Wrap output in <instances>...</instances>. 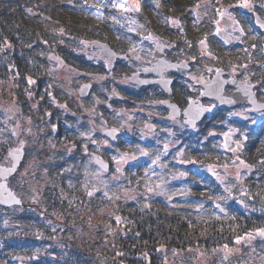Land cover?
<instances>
[{
  "label": "rangeland",
  "instance_id": "obj_1",
  "mask_svg": "<svg viewBox=\"0 0 264 264\" xmlns=\"http://www.w3.org/2000/svg\"><path fill=\"white\" fill-rule=\"evenodd\" d=\"M91 2L89 0H66L63 3L66 7L65 10L75 17L94 16L100 19L101 24L106 26L109 33V41L113 45L110 44L116 51L122 50L127 53L128 49L123 47L124 44L128 48H132L133 51L130 53L128 61L122 60L110 64L108 59H105L97 48L90 45V38L76 37L75 34L63 33V30H57L56 36L62 35L59 40L60 50L66 51L69 57H72L71 62L73 65H68L63 60L65 57L60 56L58 48L51 45V43L43 42L46 45H50L48 48H36V52H40L38 53L39 57H36L34 61L46 65L44 72L46 70L47 74H50L48 85L65 99L63 103L58 102V108H63L62 104L67 103L69 104V109H71L70 111H64L69 116L65 128L70 122L72 133L74 134V140H72L70 145L65 144L64 141L62 142L59 139L60 136L54 138L51 143L46 139L44 141L39 139L41 135L38 129L43 125L39 123L38 119L41 118L35 112V103L30 101V89H33L37 77L20 75L15 66L10 65L11 63L6 64V77H0V164H3L2 162L8 157L7 151L13 145L19 144L18 140L14 139L13 131L17 135L26 137L27 155L23 160L22 170L28 174L22 177L24 179L23 185L19 183L20 179L12 183V185L21 194L28 192L24 200L26 202L31 197L41 195V198L39 196L38 205L34 209V213H36L34 215H37L38 212L46 213L45 222L51 223L53 229L57 230L55 238L53 239L49 235L48 240H55L57 244L65 243L66 247H68L65 248L66 250L71 247L85 250L89 256L102 264L106 260L105 252L114 248V238L121 227L120 219L119 221L117 220L119 216L115 213L112 205L92 207L87 204L86 199L83 200V204L75 202V205L74 200H78V197L59 188L62 178L67 179L65 177H69L71 182H77L82 186L86 184L91 188H89L88 193L100 192L101 195L108 196L115 203L118 200L133 203L157 202L164 204L170 209H188L202 212L208 207L216 210V205L221 203L219 199H212L210 204L205 203L202 199L205 186L209 183L207 181L208 172L225 189L226 186L235 184L239 178L243 177L242 175L252 168L249 165L241 164L240 160H234L232 163L207 165H202L198 162L190 163L192 157L195 154L199 155L203 150L224 153L226 149L231 151L232 148L241 147L245 140V133L249 132L243 126L248 125L249 120H240L241 122L234 120L235 113H233V110H229V113L217 112L214 116L205 118L202 122L200 136L196 138V143L191 141L195 140V136L189 135L188 131L185 130L184 137H180L184 144L182 148H179V154L181 153L183 156L180 161L184 163L180 169L174 168L179 164L173 163L170 165L172 163V153L166 152L165 157H159L157 160V152L163 153L159 147H156L155 143L158 141L159 143L167 144L168 141L165 138L157 137L155 133L152 134L149 131L145 134H139L131 121L126 119L127 115L125 116L121 109L125 111V114L132 112L131 108L133 107L142 110L143 114L151 110V107L148 108L141 102H138V104L134 103L136 100L130 96L133 91L127 82L126 74L129 72L128 69L131 68V65L140 66L150 58V53L147 49L151 45L150 43L156 39L154 37L155 32L147 29L145 23H147L146 19L151 22L155 19L157 12L161 9L160 4L156 0H139L140 7L137 11L134 10L137 0H127L126 7L131 6L130 9L121 11L113 8L111 0H100L99 3L101 4H99V7ZM244 6V2H241L235 10H224V16L219 15L215 20V22H219L223 18L220 21L223 22V25H226L224 23L228 20H230L228 23L231 21L235 23V25L227 28L228 33L233 35L234 48L239 42L242 43V39L246 35V23L242 19L243 14L241 11ZM28 10L31 11L32 9L28 6ZM204 14V9L193 7L190 9L188 20L186 19V26L192 28L194 19L200 20L199 16L201 17ZM116 18H118V25L111 22ZM167 21H178V24L172 23L177 26L181 24L179 19L175 17L170 18L167 16ZM220 22L217 23L218 26H220ZM256 22L259 30L262 29L264 32V15L258 16ZM213 31L215 32V30ZM123 33L130 36L125 38ZM160 35L163 36V34ZM212 38L215 44L220 45L222 43L213 35ZM174 40L178 41L176 38ZM174 40L168 41L167 55L174 58L185 57L192 65L189 72L178 73L179 77L177 78V83L181 85L180 87H182L184 92H187L188 87L191 86L194 89L193 85L199 84V75H201L202 79L211 76L213 66L210 65L208 60L213 54L210 52L211 48L208 45L204 46L199 42V44L195 45L194 56L185 55L183 51L178 52L177 48L179 46L176 45ZM226 46L225 44L223 47L225 48ZM228 46H231V43ZM11 47L12 43L7 39L6 44L0 46V57L4 58L7 53H21L20 50H15ZM77 63H80L83 68L77 67ZM247 64L233 68V75L237 77L238 81L248 80L253 83L255 93L259 96L260 94L264 95V87L263 84L261 86V81L258 79L253 80L251 77L256 71H259L258 78L261 73H264V57H262L261 64L259 62H254L251 65ZM85 66L89 68L84 69ZM249 68L252 69H250L252 75L249 74L251 73ZM44 72L41 74L43 75ZM102 75H105V81L99 78ZM29 79L34 81V83H29ZM88 80L94 81V85L90 90V97L82 100L79 98L77 90L83 82H88ZM113 88L122 94L124 96L122 100L126 104L128 103V105H125L122 101H118L117 103L122 106L121 108L115 105L120 109L118 113H115V110L110 112L104 105V102L108 100V102L114 103V98L110 92ZM156 108L151 111V114L163 113V111H160V107ZM30 110L34 111L33 115L32 113H27ZM110 115L115 117L114 121L120 123V127L124 132H128L126 138L123 137L121 140L113 142L114 145H112V150L110 151L112 159L115 156L119 160L123 156L122 164L125 165L129 162L130 164L123 170L117 171V169H114L110 174H104L92 163L90 157H82V152L84 151L82 143L85 144V141L81 142V137L83 134H87L89 129L91 131L102 128L106 124L102 120L109 118ZM261 119H264V116L250 120V123H257ZM61 127L63 126L60 122ZM26 131H29V133L26 134ZM212 132H215V134H211ZM224 132H229L234 139L229 148H226L224 143ZM132 136L133 139H128V137ZM258 139V136L254 137L255 141ZM78 147L81 148L78 149ZM46 148L51 149V158L44 159L41 157L40 160H37L34 157L35 151L46 150ZM145 151L148 153L147 155L143 154ZM153 160H157L156 164L152 163ZM50 170L52 171L51 176L49 174ZM182 170L185 171L184 175L180 173ZM213 172H215V175H213ZM145 173L148 174L145 175ZM48 175L50 176V181L46 180ZM134 176H138V182L134 179ZM168 176L170 179H168L169 182L167 183ZM53 187H56L59 197H67L70 201H73V205H75L73 213L71 210H67L66 216L56 208L49 209L46 195L48 190L53 189ZM79 199L81 200V198ZM22 213V210L17 207L0 208V220L4 224L3 230L15 231L16 235H21L22 230L28 232L27 230H29L31 225L23 222L24 213ZM41 237H44L43 234ZM241 237L243 239L239 243L236 240L233 245H228L227 248L224 246L213 248L194 246L178 249L159 246L154 251L160 255L162 262L165 264H262L264 262V239L260 238L258 231L246 233ZM71 241L72 243L70 244L69 242ZM49 251L48 248L37 250L36 253L40 257L39 261L46 262ZM141 256L147 257V254ZM22 258L23 256L21 255L14 257V263L12 264L22 261ZM26 262L35 264L31 260H26Z\"/></svg>",
  "mask_w": 264,
  "mask_h": 264
},
{
  "label": "trees",
  "instance_id": "obj_2",
  "mask_svg": "<svg viewBox=\"0 0 264 264\" xmlns=\"http://www.w3.org/2000/svg\"><path fill=\"white\" fill-rule=\"evenodd\" d=\"M64 1L66 0H0V46L5 45L8 39L12 43L11 48L21 52L7 53L4 58L0 57L1 78L6 77L5 67L8 63L15 66L20 75L33 77L39 74V63L34 60L39 57L40 51L37 53L36 48L50 47L43 42L56 46L63 58H70L66 51L60 50L59 40L62 35L56 36L57 30L75 34L76 37L110 42L106 26L101 24L100 19L94 16L75 17L65 10ZM89 1H97L94 2L97 4L100 0ZM156 1L159 2L161 9L152 22L146 19V28L167 36L170 41L176 38L178 41H174L183 49V54L194 56L195 45L199 44L200 40H205L204 46L208 45L213 54L208 60L212 66L226 68L239 59L246 60L244 56H249L248 48L244 44L241 46L242 52L231 55L223 52L221 46H214L212 41L217 16L224 10L237 9L243 0ZM247 2L258 4L264 0H247ZM28 6L31 11H27ZM193 7L204 9L205 14L199 16V21L194 19V26L190 28L186 26V19L188 20L190 9ZM167 16L179 19L180 26H173L171 21H167ZM111 22L115 25L119 24L118 18ZM123 35L125 38L130 36L125 33ZM257 79L264 87V73H261ZM244 127L249 132L245 133L244 142L235 151H226L224 154L203 150L199 155H195V159L202 165L240 160L252 168L242 175V179L239 178L235 184L226 186L225 189L211 173H207L209 183L205 186L202 199L209 204L212 199H219L221 203L217 204L219 207L216 205V210L211 207L202 212L170 209L157 202L133 203L118 200L115 203L100 192L89 195L86 184L82 186L77 182H71L69 177H65L68 180L62 178L59 188L78 197V200H74V204L75 202L83 204V200L86 199L87 204L92 207L112 205L119 216L121 227L114 238V248L105 252L106 260L102 264H165L160 255L154 251L156 247L186 249L194 246L207 248L228 246L233 245L237 237L264 228V121L256 126L246 124ZM255 136L259 137L256 141ZM46 198L49 208H56L64 215L67 210L73 213L76 204L73 205V201L67 197H59L56 190H48ZM34 214L36 213L23 214L25 224L31 226L28 232L20 227L21 235H16L15 231L11 230L4 231V224L0 220V264H12L14 257L19 255L35 264H101L85 250L75 247L66 250L65 248L68 247L65 243L52 245L48 248L50 251L46 262L39 261L40 257L36 251L44 248L35 245L40 240L45 242L46 238L42 239L41 235H52L53 227L39 214ZM69 243L71 244L72 241ZM143 254H147V257L141 256ZM33 255L37 257L33 259Z\"/></svg>",
  "mask_w": 264,
  "mask_h": 264
},
{
  "label": "flooded vegetation",
  "instance_id": "obj_3",
  "mask_svg": "<svg viewBox=\"0 0 264 264\" xmlns=\"http://www.w3.org/2000/svg\"><path fill=\"white\" fill-rule=\"evenodd\" d=\"M242 14H243V20L246 23V35L245 38L242 39V43L239 42L236 46V48H234V39H233V35H232V40L231 42H229V45L231 43V46H229L227 48V46L224 49H221L223 52L225 50L226 53H231V55L235 52L240 53L242 52V44H244L245 46H247L248 48V55L249 56H244L245 59H239L238 61H235L232 65H229L226 68H222V67H215L213 66V72L214 73L217 71V69H219V71L224 72V76L223 78H231L232 79V83L229 85H225V90L232 91L234 90L236 84L240 83L241 81L237 80V77H235V75H233V68H238L239 66H241L242 64H252V63H257L259 62L261 64L262 61V57H264V32L263 30H259L258 28V24H257V19L258 16H263L264 15V2L258 3V4H247L244 6V8L241 10ZM241 13V12H240ZM223 19V18H222ZM220 19V21L222 20ZM219 21V22H220ZM230 20H228L226 23V25H223V22H220V26L217 25V22H214V30L217 31L219 28L224 29L226 32L227 28H230L231 26L235 25L234 22H230L228 23ZM218 22V23H219ZM154 37L156 40H154L152 43H150L151 45L148 46V52L150 53V58L153 55V50L155 48L156 43H162L161 41L165 42L167 47L165 48V53L167 55V48H168V39L164 36H161L159 34H157L155 32ZM94 40L100 41V42H106L104 40H99L94 38ZM233 41V42H232ZM110 45V44H109ZM221 45L225 46L223 43H221ZM112 47V45H110ZM124 48H127V54L128 57L127 59L123 60V61H128L129 57H130V53L133 51L132 48H128V46H123ZM122 47V49H124ZM150 47V48H149ZM97 48V47H95ZM98 51L100 52L99 48H97ZM114 49V48H113ZM64 51V50H63ZM62 51V52H63ZM122 51V50H119ZM123 52V51H122ZM168 56V55H167ZM104 57V56H103ZM106 59V57H104ZM150 58L147 60L146 63L141 64L140 66H130L131 68L128 69L129 72H127L126 74V79L127 82L130 86V88L132 89V95H130L131 97H133L134 103L138 104V102H141L143 105H145L146 107H151V110L148 111V113L143 114V111L140 109H136L135 107L131 108L132 112L125 114V111L123 109H121L124 113V115L126 117L127 120L131 121V123L133 124V127L136 129V131L140 134L142 133H147L148 131L151 132L152 134L155 133V135H157V137H162V139H166V141H168L167 144H163L159 143L158 141L155 143L156 147H159L160 151H162L163 154L159 153V151L157 152V156L160 158L165 157V153H172L173 157L172 158V163H170V165L174 164H179L178 166H175L174 168H181L183 166V161H180V159L183 157L181 155V153L179 154V148H182L183 141L180 137H184L183 134H185V130L188 131L187 133H189V135H194L195 136V140H191L192 142L196 143L197 140L196 138H198V136H200V132H201V128H202V122L204 121V119L206 117H208L209 115H205L203 116L200 120H198L192 127L188 126L187 124H185V122L182 119V109L186 106L187 102L190 100H198L200 99V92H201V85L203 82L200 81H205L207 80L209 77L202 79L201 75L200 78H198V85H193L194 89L190 86L188 87V93L184 92V90H182V87H180L181 85L177 83V78L178 73L181 72H189L191 69L190 65V69L188 70H183L182 68H176L173 70H168L167 71V77H169L171 79V83H170V87H171V93L167 94L161 87L160 85L153 81V79L158 78L159 76L157 74H155L154 72H149L148 74H145L143 72V68L145 67V65L148 63V61L150 60ZM173 61L177 62L182 60V57H170ZM71 58H65L63 59L68 65H73L71 62ZM251 60V61H250ZM79 61V60H78ZM122 61V60H121ZM115 62V61H114ZM114 62H110V64L114 63ZM241 62V63H240ZM247 64V65H248ZM79 68H83L81 66L80 63H77L76 65ZM212 66V65H211ZM86 67V66H85ZM84 69H87L89 67H86ZM46 68L45 64H38V71L39 74L36 75L37 80L34 83V87L33 89H30V101H33L35 103V112L37 113V115H39V123L41 125H43L41 128L38 129V131L40 130V138L41 140H47L50 143L52 141H54V138H58L60 136V140L67 145H70V143L72 142V140H74V134L72 133V127L71 124L69 122V124L66 127L67 124V120L69 118L68 114L64 111H70L71 109H69V104L64 103L62 104L61 109L58 108V102H62L65 100L64 97L59 94L55 89L53 90V88L48 85V79L50 78V74H47V71L44 69ZM251 68H249L250 70ZM248 70V71H249ZM252 70V69H251ZM249 71L252 75V71ZM88 71V70H87ZM44 72V74L42 75L41 73ZM129 73V74H128ZM133 74H137V78H141V79H148V80H152L150 82L147 83H138V81H131L130 80V76ZM253 78V80L258 78V71H256L255 74H253L251 76ZM99 78H101L102 81H105V75L99 76ZM136 80V79H135ZM242 81H248V80H242ZM251 83V82H250ZM88 85V92L87 95L85 97H80L79 98L82 100H85L86 98H89L90 96V90L92 89L93 85H94V81L92 80H88V82H83L82 85ZM253 85V83H251ZM81 85V86H82ZM178 85V86H177ZM80 88V87H79ZM78 88V89H79ZM254 88V86H253ZM254 90V89H253ZM78 91V90H77ZM111 95L114 98V103L113 102H104V105L109 109L110 112H114L118 113V110H120L119 108H117L116 106L118 105L119 107L122 108V106H120L117 102L118 101H122L125 105H128V103L126 104L124 102V100H122L124 98V96L122 94H120L119 92H117V90L115 88H113L111 91ZM153 93V94H152ZM72 95V94H71ZM23 97V96H22ZM21 97V98H22ZM256 97L258 100H262L264 101V98L262 96H259L256 94ZM140 100H137V99ZM167 99H172L176 102V104L179 107L180 110V115L171 119L168 118V108L166 106V100ZM25 100V99H23ZM67 101V99H66ZM96 101V98H95ZM202 102L204 104H211L214 103L215 105H217V102L214 100H207V99H202ZM130 103V102H129ZM140 104V103H139ZM157 104V106H156ZM116 105V106H115ZM131 105V103H130ZM143 106V107H145ZM156 107H160V111H163L162 114H151V111L153 109H155ZM127 108V107H126ZM69 109V110H68ZM157 110V108H156ZM229 110H233V113H235L233 118L234 120H254L255 118H262L264 116V110L261 111H256L254 110L250 105L247 104H236L233 105L231 107H226L224 109H220V108H216V111H226L227 113H229ZM215 111V112H216ZM27 113H34V111L30 110ZM237 113H239L240 115H237ZM137 116H139L137 118ZM9 117V115H8ZM114 116H109V118L103 119L102 122H105L106 124L103 125L102 128L100 129H93L90 131V129L88 130L87 134H83V136L81 137V142L85 141V144L82 143V146L84 148L83 153V158H86L87 156L90 157V159L92 160V163L97 167V164L95 163V157L102 159L103 161H105L107 163V168L106 169H101L100 167H98V169L100 171H102L104 174H110L112 172V170L114 169H118L119 170H123L126 166H128L130 164H122V162H120L119 164L112 159V155L110 154V151L112 150V145L113 142L115 140H121L123 137L126 138L128 135V132H124L123 129L120 127V123L114 121L115 117ZM62 123V126L60 128V122ZM55 126V127H53ZM173 127V128H172ZM221 127V126H220ZM107 128H115L118 131L117 135L114 136H109L106 132L105 129ZM172 128V129H171ZM184 128V129H183ZM222 128V127H221ZM182 129V131H181ZM90 131V133H89ZM124 132V133H123ZM15 133V134H14ZM29 131H26V134H28ZM225 133H229V132H224ZM22 134V132H21ZM211 134H215V132H212ZM13 136H15V140H18L19 144H21V142H23L22 148H23V153H22V157L17 165V170L15 173L11 174L8 178H7V184L8 186L15 192V194H17L19 196V198L22 201L21 205H10V206H1L0 208L2 209H8L11 207H17L20 210H22V212L25 213H34V209L37 207L38 205V201L41 198L39 196H34L33 198H29L28 202L24 201L26 196L28 195V192H23V194L20 193V191H18V189H16L12 183H14L15 181L20 179V184L23 185V180L22 177L26 176L28 173H25V171L22 170V165H23V160L25 159L26 155H27V151H26V144H27V138L23 137L21 135H17V133L15 131H13ZM132 138V137H128V139ZM172 139V140H170ZM93 141H95V143H93ZM105 141H107V143H105ZM144 141V140H143ZM165 145H167V148H165ZM16 145H13L12 147H14ZM195 146V145H194ZM11 147V148H12ZM11 148L7 151V155L8 157L5 159L3 163V165L5 166H9L11 164V159L9 156V152L11 151ZM184 149V148H183ZM51 149H47L46 150H36L34 153V157H36L37 160H40L41 157H43L44 159L46 158H51L50 153L52 151H50ZM138 159V158H137ZM194 160L191 159L190 163H193ZM116 163V165H115ZM21 172V173H20ZM150 173V172H148ZM148 173H145V175H147ZM182 175L185 174V171H181L180 172ZM50 176L52 175V171H49ZM127 174V173H126ZM50 176L48 175V177L46 178L47 181H50ZM22 179V180H21ZM44 179V178H42ZM53 179V177H52ZM134 179L138 182V176H134ZM168 179H170V177H167V183L169 182ZM55 183V181H54ZM90 187L88 186L87 190ZM91 189V188H90ZM52 190H56V187H53ZM95 193V192H94ZM47 196V195H46ZM50 209V208H49ZM38 214L40 215V217L44 220L45 217L47 216L46 213H40L38 212ZM23 222L25 223L24 218H22ZM46 221V220H44ZM49 225L51 226V223H49ZM52 228V227H51ZM53 229V228H52ZM52 235H50L53 239L55 238V234L57 232V230L53 229L52 230ZM45 242L43 241H38V243L35 245L36 247H42V248H50L52 245L56 244L57 241L55 240H48L47 238L49 236L45 235L44 236ZM44 237H41L42 239ZM38 238V237H37Z\"/></svg>",
  "mask_w": 264,
  "mask_h": 264
},
{
  "label": "water",
  "instance_id": "obj_4",
  "mask_svg": "<svg viewBox=\"0 0 264 264\" xmlns=\"http://www.w3.org/2000/svg\"><path fill=\"white\" fill-rule=\"evenodd\" d=\"M218 34L226 40L231 39L228 34L224 33L223 29H220L218 31ZM90 45L99 48L101 54L103 56L107 57L110 61H114L116 59H126L127 58L126 54L115 52L106 43H101L98 41H91ZM165 47H166V45L164 43H156L155 48L153 50L152 59L143 68V72L145 74H148L149 72H154L155 74H157L159 77L156 79H153V81L157 82L160 85V87L167 94H170L171 93V87H170L171 79L167 77V75H166L167 71L176 69L178 67L179 68H187V62L185 60L180 61V62H173L169 57H167L165 55V52H164ZM171 65H178V67H171ZM146 69H147V71H146ZM130 80L131 81H138V83H140V84L142 83V81H146L145 83L152 81V80H148V79H141L139 77L137 78V74L131 75ZM161 80L168 81L167 85L161 83ZM231 83H232L231 78H226V79L223 78V72H220V71L215 72L209 79H207L205 82H203L202 91H201V99L217 100L219 106H221V107L232 106V105L237 104V103H246V104L251 105L256 110L264 109V107H261V106H264V103L261 101H257L255 94L252 91V86L250 84L244 82L241 84H237L235 86V89L230 91V92L225 91L224 86L229 85ZM85 85H87V84H85ZM85 85L81 86L78 89V94L82 97H85L87 95V92H88V87L84 88ZM245 86H247L249 88L250 92L252 93L251 98H249L248 96L245 95V91H244ZM191 101L194 102L193 108H195L196 106H202L204 109H206V111H203L200 113L199 117L195 120V123L198 120H200L204 114L211 112L215 108L214 105H210V106L203 105L201 103L200 99L191 100ZM253 101H254V103H253ZM166 106L168 108V118L173 119V118L180 115L179 107L174 100L167 99L166 100ZM173 106H175V109H176L175 112L173 110ZM187 109H189V103L182 109V112H181L182 113V119L185 122V124L192 127L193 126L192 124L187 123L188 116L185 115V111ZM112 129H115V128H107V129H105V132L108 134V132ZM117 133H118V130L116 129L115 133L111 136L117 135ZM225 141H226V145L229 146L230 142H231V137L229 135H225ZM16 148H21V155H20V159H21V156L23 153L22 145L20 144L19 146H16V147L12 148L11 150L16 149ZM10 158H11V156H10ZM20 159H19V161H20ZM11 160H12V158H11ZM19 161H18V163H19ZM98 161H102L106 167H101V164ZM95 163L103 169L107 168V163L105 161H103L102 159L95 157ZM0 166L7 167L5 165H0ZM10 166H8V167H10ZM2 182L6 183V185H7V181H2ZM7 191H10L15 196V198L20 201V203L19 204L15 203V202H10L7 204L3 203V199L7 198V192H3L2 194H0V205L10 206V205H14V204L20 205L22 203L20 198L14 193L13 190H11L9 188L8 185H7ZM262 229H264V228H262ZM259 235H260V238L264 239V235H261L260 233H259ZM18 264H26V263L20 262Z\"/></svg>",
  "mask_w": 264,
  "mask_h": 264
},
{
  "label": "snow or ice",
  "instance_id": "obj_5",
  "mask_svg": "<svg viewBox=\"0 0 264 264\" xmlns=\"http://www.w3.org/2000/svg\"><path fill=\"white\" fill-rule=\"evenodd\" d=\"M244 4L247 5V0H243ZM112 6L113 8L119 9L121 11H128L130 9L131 6H127V0H111ZM139 0H137L136 4H135V9L134 10H139ZM220 15H223V13H220ZM172 23L174 24H178V21H172ZM218 23V21H217ZM219 31V30H218ZM242 31V29H241ZM200 44L201 45H206V41L205 40H200ZM210 55V53H209ZM171 67H178V65H171ZM147 71V69H146ZM217 72H219V69H217ZM193 79H195V77H193ZM146 81H142V83H145ZM203 82V81H200ZM29 83H34V81H32L31 79H29ZM161 83L167 85L168 81L165 80H161ZM88 85H85L84 88H87ZM83 90V89H82ZM244 91H245V95L248 96L249 98H251L252 93L250 92L249 88L247 86L244 87ZM203 94V93H202ZM166 103V102H165ZM189 103V109H187L185 111V115L188 116V120L187 123L188 124H195V120L199 117L200 113L203 111H206V109H204L202 106H196L195 108H193V101H191L189 99L188 101ZM254 103V101H253ZM264 107V106H261ZM173 110L174 112L176 111L175 106H173ZM237 115H240L239 113H237ZM55 127V126H53ZM116 129H112L108 132V135L111 136L115 133ZM15 134V133H14ZM93 143H95V141H93ZM105 143H107V141H105ZM21 145H23V142H21ZM165 148H167V145H165ZM235 151V150H234ZM144 155H147L148 153L145 151L143 152ZM9 155L12 158V164L10 167H3L0 166V194H2L3 192H7V198L3 199V203L7 204L10 202H15L17 204L20 203L19 200H17L15 198V196L10 192L7 191V185L6 183L2 182V181H6L7 178L16 172L17 170V163L20 159V155H21V148H16L13 149L9 152ZM124 157L121 156L120 159L118 160L117 157H113V160H115L118 164L123 161ZM159 159V157H157V160ZM157 160H153L152 163L156 164ZM101 164V167H106L102 161H98ZM241 164H244L243 161H240ZM117 171H119V168L117 169ZM213 175H215V172H213ZM149 191H151V189H149ZM89 195H92L91 192L88 193ZM217 207H219V205H217ZM222 211V210H221ZM117 220L119 221V218H117ZM259 233L261 235H264V229H260L258 230ZM243 239V237H237V243H239V241ZM225 248H227V245L224 246Z\"/></svg>",
  "mask_w": 264,
  "mask_h": 264
}]
</instances>
